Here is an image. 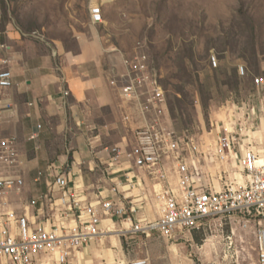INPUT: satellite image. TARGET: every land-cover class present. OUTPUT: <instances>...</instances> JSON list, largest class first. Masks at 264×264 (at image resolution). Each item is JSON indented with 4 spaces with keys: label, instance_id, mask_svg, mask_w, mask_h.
I'll return each mask as SVG.
<instances>
[{
    "label": "built area",
    "instance_id": "1",
    "mask_svg": "<svg viewBox=\"0 0 264 264\" xmlns=\"http://www.w3.org/2000/svg\"><path fill=\"white\" fill-rule=\"evenodd\" d=\"M88 14L91 24L103 23L101 3H91ZM120 62L121 123L132 139L107 149L108 174L127 167L124 182L109 190L110 198L101 191L97 204H86L68 187L67 177L48 165L44 173L51 177L59 197L49 196L50 190L28 206L48 203L61 220L45 225L31 222L8 201L10 194L22 191L24 182L18 173L15 139L0 137V264H71L74 252L108 235L103 233L102 221L115 218L130 221L131 227L121 235L149 238L156 233L169 240L184 232L236 221L252 233L257 264H264V127L258 125L262 121L264 126V81L259 83L255 103L243 104L230 114L222 130L212 132V144L201 147L165 124L166 99L147 56L137 53ZM0 64L5 65L6 60ZM209 64L216 67L215 56L209 58ZM245 72L244 66L237 68L239 75ZM110 83L116 86L114 80ZM12 85L11 72L0 69V88ZM42 175L39 171L37 178ZM148 204L155 207L153 218L140 214Z\"/></svg>",
    "mask_w": 264,
    "mask_h": 264
},
{
    "label": "rangeland",
    "instance_id": "2",
    "mask_svg": "<svg viewBox=\"0 0 264 264\" xmlns=\"http://www.w3.org/2000/svg\"><path fill=\"white\" fill-rule=\"evenodd\" d=\"M95 2L102 4L95 33L107 66L117 73L122 57L145 54L166 99L164 122L179 136L211 145L230 114L255 103L264 81V0H0V33L10 25L29 39L74 50L77 35L92 34L88 7ZM107 228L115 231L74 252L71 264H257L254 237L236 221L172 240Z\"/></svg>",
    "mask_w": 264,
    "mask_h": 264
},
{
    "label": "crops",
    "instance_id": "3",
    "mask_svg": "<svg viewBox=\"0 0 264 264\" xmlns=\"http://www.w3.org/2000/svg\"><path fill=\"white\" fill-rule=\"evenodd\" d=\"M91 25L92 34L75 37L74 50L29 39L10 25L0 33V45L5 46L0 49V63L6 60L0 69L11 72L13 83L6 90L0 88V137L15 139L18 173L24 182L22 191L10 194L8 201L17 214H27L38 225L61 220L48 203L28 206L50 190L49 196L59 197L51 177L44 173L48 165L67 177L68 187L86 204H97L101 191L110 198L109 190L124 182L126 166L111 174L106 166L110 157L107 149L132 139L121 123L122 101L117 87L122 84V68L114 73L113 67L107 66V50L95 33L99 25ZM109 118H116L114 125L108 124ZM258 125L264 127L262 121ZM96 128L98 132L89 133ZM39 171L43 175L37 178ZM140 214L153 218L154 205L148 204ZM115 225L121 232L131 227L126 219L102 221V228Z\"/></svg>",
    "mask_w": 264,
    "mask_h": 264
},
{
    "label": "bare ground",
    "instance_id": "4",
    "mask_svg": "<svg viewBox=\"0 0 264 264\" xmlns=\"http://www.w3.org/2000/svg\"><path fill=\"white\" fill-rule=\"evenodd\" d=\"M103 230H104L103 233H106V234H108V235H109L110 233H112V232H110V230H109L108 228H105V229L103 228Z\"/></svg>",
    "mask_w": 264,
    "mask_h": 264
}]
</instances>
